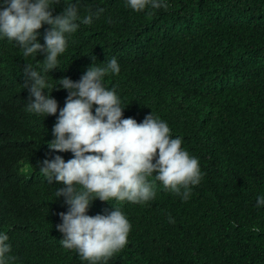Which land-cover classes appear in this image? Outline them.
<instances>
[{
	"label": "trees",
	"instance_id": "16d2710c",
	"mask_svg": "<svg viewBox=\"0 0 264 264\" xmlns=\"http://www.w3.org/2000/svg\"><path fill=\"white\" fill-rule=\"evenodd\" d=\"M167 2V9L149 7L139 17L126 0L80 5V12L104 8L100 19L120 41L112 43L121 71L105 77L104 84L116 89L124 118L139 123L154 112L173 137L183 139L182 148L198 158L203 173L187 201L155 181V199L123 206L131 247L113 264H264V207H257L256 199L264 195V0ZM46 31L44 25L38 33ZM92 38L79 29L69 44L85 50ZM60 64L63 75L81 70L82 76L91 66L69 53ZM7 74L0 71V158L6 162L20 146L23 127L41 129L48 142V120L59 114H30L19 71ZM14 186L0 181V193ZM104 203L115 206L116 200ZM31 208L17 196L0 201V232L9 236L16 258L11 264H88L62 247L60 232L32 240L23 231L22 212ZM107 213L98 206L97 214Z\"/></svg>",
	"mask_w": 264,
	"mask_h": 264
},
{
	"label": "clouds",
	"instance_id": "9594fccd",
	"mask_svg": "<svg viewBox=\"0 0 264 264\" xmlns=\"http://www.w3.org/2000/svg\"><path fill=\"white\" fill-rule=\"evenodd\" d=\"M82 3L0 0V71H7L8 77L19 71L17 81L29 93L25 107L30 114L59 113L48 120V142L41 139V129L23 127L17 151L7 162L0 158V181L18 185L1 192L0 201L17 196L20 203L33 204L22 211L23 231L32 240L60 232L62 247L75 250L82 261L113 264L131 247V223L123 206L155 199V181L187 201L203 173L198 158L182 148L183 139L173 137L168 123L154 112L139 123L124 118L126 107L116 89L104 84L105 77L121 71L112 43L120 41L109 35V23L100 19L105 9L80 12ZM126 4L138 17L149 7L168 8L167 0ZM94 20L99 24L92 25ZM44 25L47 31L41 36L38 30ZM79 29L93 37L85 50L69 44ZM65 53L91 66L82 76L81 70L63 75L60 59ZM91 53L104 58L91 59ZM65 96L60 108L58 102ZM256 199L257 207H264V195ZM112 200L115 206L107 207L104 202ZM99 205L106 215L97 214ZM168 222L175 221L169 216ZM11 251L9 236L0 232V264L15 263Z\"/></svg>",
	"mask_w": 264,
	"mask_h": 264
}]
</instances>
